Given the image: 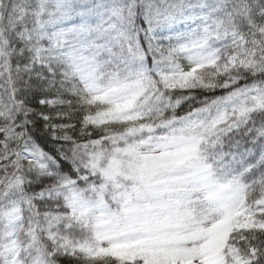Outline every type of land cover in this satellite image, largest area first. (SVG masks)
<instances>
[{"label":"snow or ice","instance_id":"1","mask_svg":"<svg viewBox=\"0 0 264 264\" xmlns=\"http://www.w3.org/2000/svg\"><path fill=\"white\" fill-rule=\"evenodd\" d=\"M0 264H264V0H0Z\"/></svg>","mask_w":264,"mask_h":264}]
</instances>
